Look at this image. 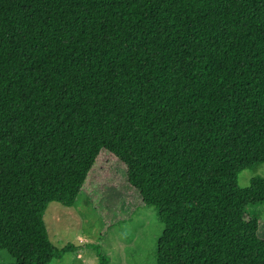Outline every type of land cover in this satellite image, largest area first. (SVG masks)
Wrapping results in <instances>:
<instances>
[{
    "label": "trees",
    "instance_id": "16d2710c",
    "mask_svg": "<svg viewBox=\"0 0 264 264\" xmlns=\"http://www.w3.org/2000/svg\"><path fill=\"white\" fill-rule=\"evenodd\" d=\"M105 153L157 209L155 264H264V178L237 182L264 163V0H0L9 264L76 252L45 209L72 207Z\"/></svg>",
    "mask_w": 264,
    "mask_h": 264
},
{
    "label": "rangeland",
    "instance_id": "374dc122",
    "mask_svg": "<svg viewBox=\"0 0 264 264\" xmlns=\"http://www.w3.org/2000/svg\"><path fill=\"white\" fill-rule=\"evenodd\" d=\"M264 178V163L255 170H244L238 185L246 187L253 176ZM249 213L264 221V202L250 207ZM44 221L53 245L67 244L76 252H66L49 264H99L96 247L108 264H155L157 240L162 227L157 209L144 206L125 183L124 168L109 154H102L89 180L72 207L49 203ZM81 259H77V254ZM11 257L0 251V263Z\"/></svg>",
    "mask_w": 264,
    "mask_h": 264
},
{
    "label": "crops",
    "instance_id": "0c3cea01",
    "mask_svg": "<svg viewBox=\"0 0 264 264\" xmlns=\"http://www.w3.org/2000/svg\"><path fill=\"white\" fill-rule=\"evenodd\" d=\"M76 256H77V259H81L80 258L81 257V254L78 253Z\"/></svg>",
    "mask_w": 264,
    "mask_h": 264
}]
</instances>
